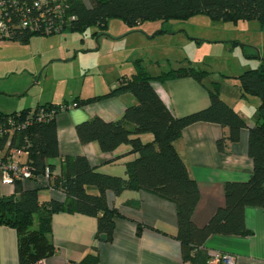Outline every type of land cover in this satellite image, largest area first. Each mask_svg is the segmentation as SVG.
Returning a JSON list of instances; mask_svg holds the SVG:
<instances>
[{
	"label": "trees",
	"instance_id": "trees-1",
	"mask_svg": "<svg viewBox=\"0 0 264 264\" xmlns=\"http://www.w3.org/2000/svg\"><path fill=\"white\" fill-rule=\"evenodd\" d=\"M15 1L31 5L39 0ZM45 1L51 5L55 0ZM62 5L66 7L64 15L75 18L63 26L62 34L82 33L90 27L104 31L111 20H118L133 30L146 23L181 22L197 16H206L212 21H256L264 26V0H63ZM35 36L54 34L44 36L23 30L8 40L27 44ZM260 62L258 68L244 71L237 77L241 96H254L260 101L257 121L248 128L247 155L253 163L252 173L246 181L224 184V205L203 227H197L192 221L200 197L199 190L176 151L175 143L180 140L182 131L192 124H216L224 130L216 148L220 153H229L230 146L239 141L240 132L247 128L246 123L220 98L218 83L212 89L207 88L208 107L183 117L172 115L152 83L163 84L181 78L201 82L207 72L183 67L153 77L141 61H136L134 72L120 77L118 86L105 95L85 100L75 98L61 104L45 103L33 110L23 109L9 115L0 113V116L22 120L40 109L45 112V121H34L30 127L15 134L11 146L26 149L28 155L24 164L31 168L33 179L48 173L50 187L65 196L64 202L51 199L40 203L37 189H24L21 181L14 183L12 195L0 196V226L9 227L16 233L18 264H35L54 254L51 218L57 212L96 219L94 245L80 264H97L96 244L111 242L114 220L118 216L116 208H108L106 193L109 191L116 197L125 191H142L171 202L177 221L175 239L180 244L184 262H192L210 236L248 235L244 223L245 209L258 207L264 210V61ZM123 94L134 96L137 104L127 107L120 119L106 122L94 117L77 124L75 131L80 143L95 142L104 153L129 145L134 158L125 164V177L98 172L83 156L62 158L59 171L55 172L54 166L49 164L50 160L59 157L55 115ZM144 134L152 135V140L142 142L140 136ZM139 230L137 227L138 233Z\"/></svg>",
	"mask_w": 264,
	"mask_h": 264
},
{
	"label": "crops",
	"instance_id": "crops-1",
	"mask_svg": "<svg viewBox=\"0 0 264 264\" xmlns=\"http://www.w3.org/2000/svg\"><path fill=\"white\" fill-rule=\"evenodd\" d=\"M109 24L103 33L108 31ZM149 29L150 27H144L143 34L147 35ZM57 36H35L27 44L21 45H30L37 41L35 38L39 41L52 40ZM36 60V56H32L31 62ZM136 61H133L128 73L121 70L112 80L103 76V79L96 84L91 83L85 90L74 87L69 90L60 89L61 95H46L42 90L36 98L35 107L45 103L61 104L75 98L85 100L105 95L118 86L120 77L130 76L134 72ZM35 68L37 69L36 64ZM148 74L155 77L160 73ZM239 75L233 77V86L225 82L219 91L220 98L242 117L247 126L240 132L239 141L230 146V152H218L216 142L222 137L224 130L210 123H195L186 127L180 140L175 143L176 151L199 190V201L192 215V221L197 227H203L215 211L224 205V184L228 181H246L253 170L252 160L247 155V143L248 128L257 121V108L253 114L249 112L251 108L247 103L250 98L257 97L241 96L237 81ZM152 87L174 117L195 113L209 105L207 87L191 78L171 80L163 84L153 82ZM136 104L134 96L123 94L58 112L55 115V126L59 157L49 161L54 166V171H59L62 158L83 156L96 171L125 177V164L134 158L129 145H121L113 152L104 153L95 142L80 143L75 127L94 117L106 122L116 121L127 107ZM34 108L27 106L0 113L9 115ZM140 138L146 143L152 140V135L144 134ZM20 161L26 162L27 157H21ZM22 186L24 189H37L40 203H47L51 199L65 201L64 194L52 189L44 176L22 182ZM12 193L13 187H0V196L8 197ZM106 202L108 208L117 209L118 216L114 220L111 242L96 244L97 264H206L208 257L214 254L228 255L233 264H264V210L261 208L248 207L244 211L248 235L210 236L198 249L195 259L184 262L180 244L175 239L177 221L175 207L171 202L142 191H125L118 197L109 191L106 193ZM96 225L93 217L66 212L54 213L51 218V239L55 251L46 259V264H80L94 245ZM137 227L140 229L139 233ZM0 264H18L16 233L6 226H0Z\"/></svg>",
	"mask_w": 264,
	"mask_h": 264
},
{
	"label": "rangeland",
	"instance_id": "rangeland-1",
	"mask_svg": "<svg viewBox=\"0 0 264 264\" xmlns=\"http://www.w3.org/2000/svg\"><path fill=\"white\" fill-rule=\"evenodd\" d=\"M109 23L105 33L90 27L52 40L35 38L38 42L30 45L8 39L0 42V111L34 108L42 90L46 95H61L60 89L85 90L103 76L112 80L121 70L128 73L136 60H142L150 74L183 67L205 71L208 75L202 84L212 89L218 83L219 91L223 83L233 86L235 75L264 61V26L256 21L197 16L181 22L146 23L133 30L118 20ZM146 26L150 27L147 35L143 34ZM32 56L36 62H31ZM250 99L249 112L255 114L260 101Z\"/></svg>",
	"mask_w": 264,
	"mask_h": 264
},
{
	"label": "built area",
	"instance_id": "built-area-1",
	"mask_svg": "<svg viewBox=\"0 0 264 264\" xmlns=\"http://www.w3.org/2000/svg\"><path fill=\"white\" fill-rule=\"evenodd\" d=\"M62 1L55 0L50 5L45 0H39L29 5L15 0H0V42L23 30L44 36L61 35L63 26L75 19L72 15H64L66 7ZM34 121H45L42 109L36 114L29 113L22 120L0 116V143L4 141L0 150V187H13L16 181L33 179L31 168L20 161L28 152L23 147L11 146V139L21 130L30 127ZM44 177L49 181L48 173ZM35 264H46V260ZM206 264H233V260L228 255L214 254L208 257Z\"/></svg>",
	"mask_w": 264,
	"mask_h": 264
}]
</instances>
